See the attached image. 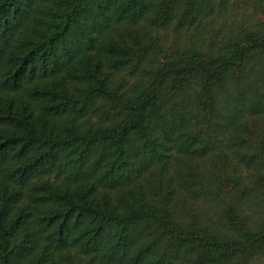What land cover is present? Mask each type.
Wrapping results in <instances>:
<instances>
[{
	"label": "trees",
	"instance_id": "trees-1",
	"mask_svg": "<svg viewBox=\"0 0 264 264\" xmlns=\"http://www.w3.org/2000/svg\"><path fill=\"white\" fill-rule=\"evenodd\" d=\"M261 1L0 0V264H264Z\"/></svg>",
	"mask_w": 264,
	"mask_h": 264
},
{
	"label": "rangeland",
	"instance_id": "rangeland-1",
	"mask_svg": "<svg viewBox=\"0 0 264 264\" xmlns=\"http://www.w3.org/2000/svg\"><path fill=\"white\" fill-rule=\"evenodd\" d=\"M261 4L263 3L264 4V0L263 1H261L260 2ZM256 4V3H254V2H250V4H248V5H242V8H241V12L243 13V14H245V15H253V17H255V15H254V10H257V9H260V7H261V4ZM256 4V5H255ZM256 13V15H260V12L259 11H256L255 12ZM258 16H256V17H258ZM261 16V15H260Z\"/></svg>",
	"mask_w": 264,
	"mask_h": 264
}]
</instances>
